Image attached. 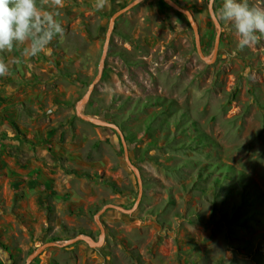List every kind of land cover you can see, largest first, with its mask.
Returning <instances> with one entry per match:
<instances>
[{
    "label": "rangeland",
    "instance_id": "obj_1",
    "mask_svg": "<svg viewBox=\"0 0 264 264\" xmlns=\"http://www.w3.org/2000/svg\"><path fill=\"white\" fill-rule=\"evenodd\" d=\"M133 1L37 0L63 35L36 56L19 44L0 53V264L81 234L30 264H264V39L240 49L221 24L207 62L187 17L163 0L110 32ZM175 1L211 61V0ZM82 102L83 115L121 127L141 183L117 129L82 118ZM109 204L127 212L100 215Z\"/></svg>",
    "mask_w": 264,
    "mask_h": 264
},
{
    "label": "clouds",
    "instance_id": "obj_2",
    "mask_svg": "<svg viewBox=\"0 0 264 264\" xmlns=\"http://www.w3.org/2000/svg\"><path fill=\"white\" fill-rule=\"evenodd\" d=\"M44 0H42V3ZM37 0H0V53L11 51L17 44L25 47V54L36 56L49 50L48 45L57 35H63L59 23L41 16ZM52 7L62 6V0H51ZM105 0H94V7L102 9ZM217 23L227 25L243 49L264 39V9L250 7L247 0H222L219 8L212 0ZM8 66L0 62V76L7 74Z\"/></svg>",
    "mask_w": 264,
    "mask_h": 264
},
{
    "label": "water",
    "instance_id": "obj_3",
    "mask_svg": "<svg viewBox=\"0 0 264 264\" xmlns=\"http://www.w3.org/2000/svg\"><path fill=\"white\" fill-rule=\"evenodd\" d=\"M146 0H134L132 3H130L129 5L123 7L122 9L118 10L112 17L111 19V29H110V32L113 31L114 27H115V24H116V21L118 20V18H120L122 15L128 13L129 11H131L133 8H135L136 6L140 5L141 3L145 2ZM167 5H169L170 7H172L173 9L181 12L182 14H184L187 19L189 20L194 32H195V35H196V42H197V46H198V50H199V53L200 55L207 61V62H213L216 57H217V54H218V51H219V45H220V40H221V31H222V26L221 24L217 23L215 18H214V15H213V9H212V0L210 2V6H209V9H210V14H211V17L214 21V23L217 25L218 27V35H217V38H216V45H215V51H214V56H213V59L211 61H209L206 56L204 55L203 53V50H202V42H201V34H200V29H199V26L196 22V19H195V16L194 14L192 13L191 10L183 7L181 4H179L178 2H176L175 0H163ZM108 42L107 41V44H106V50H107V47H108ZM103 68V67H102ZM103 69H101V73H102ZM92 93V88L89 90L88 94H87V98L90 97V94ZM86 98V99H87ZM84 105V102L80 103L78 105V113L81 115L82 118L86 119L87 121H90L96 125H102V126H107V127H112V128H115L117 129V131L119 132L120 136H121V139H122V143H123V146L125 148V152H126V159H127V163L128 165L133 169V171L135 172V174L137 175L138 177V180L139 182L141 183L142 182V177H141V171L139 169L138 166H136L130 155H129V149H128V142H127V139H126V136L124 134V132L122 131L121 127L118 126L117 124H114V123H104V122H100V121H96L95 119L91 118V117H88L86 115H83L81 113V108L82 106ZM109 208H114V209H118V210H121V211H124V212H127V210L121 206H118V205H115V204H109V205H106L101 211H100V215L102 213H104L107 209ZM97 222L102 230V233L104 234L105 232V227L103 225V223L101 222L100 219H97ZM89 236L87 235H84V234H81L79 236H77L76 238H73L69 241H67L66 243H58V242H49V243H45L44 245L40 246L39 248L36 249V251H34L29 257H28V260H27V263L26 264H30L32 261H34L36 258H38L46 249L50 248V247H66V246H69V245H72L76 242H78L79 240L81 239H85Z\"/></svg>",
    "mask_w": 264,
    "mask_h": 264
},
{
    "label": "trees",
    "instance_id": "obj_4",
    "mask_svg": "<svg viewBox=\"0 0 264 264\" xmlns=\"http://www.w3.org/2000/svg\"><path fill=\"white\" fill-rule=\"evenodd\" d=\"M9 121L11 122V125L15 128V130L18 132V134H20V136L24 137L25 138V135L21 133V130L20 128L18 127V125L16 124V122L13 120V119H9ZM0 163H1V160H0ZM112 186L116 188V185L112 184ZM119 190V189H117ZM82 233H86V234H89L90 236H93V232L92 231H84L82 230ZM54 241H57V239H54ZM12 260L14 261V257H12ZM14 264H17L16 262H14Z\"/></svg>",
    "mask_w": 264,
    "mask_h": 264
}]
</instances>
